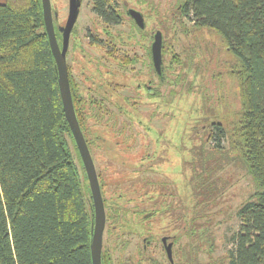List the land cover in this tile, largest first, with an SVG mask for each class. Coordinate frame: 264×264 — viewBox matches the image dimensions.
Instances as JSON below:
<instances>
[{
  "label": "trees",
  "instance_id": "obj_1",
  "mask_svg": "<svg viewBox=\"0 0 264 264\" xmlns=\"http://www.w3.org/2000/svg\"><path fill=\"white\" fill-rule=\"evenodd\" d=\"M96 5L107 23H121L122 10L109 7L106 0H96ZM177 9L185 28V18L192 22L186 30L220 37L215 61L202 53L204 60L198 67L215 64L210 69L219 105L227 102L223 92L228 80L237 86L240 108L227 129L230 148L248 162L249 172L262 186L238 210L241 224L228 264H264V0H179ZM57 36L62 44V33ZM90 36L92 44L104 46L125 67L140 60L138 54L119 55L112 34L105 40ZM86 51L82 49V57L89 54ZM224 53L227 58L221 60ZM149 54L152 58L151 47ZM68 67L77 117L97 166L92 147L99 146L102 138L99 127L110 129L115 138L129 124L121 123L118 102L101 96V87L92 80L90 88L100 98L86 97ZM82 69L83 79L96 77L88 72L83 76ZM157 75L164 80V75ZM213 126L208 137H215L220 145L226 128L221 122ZM137 141V164L118 172L108 165L105 176L98 173L111 237L103 248V264H165L147 250L154 240L162 241L154 219L162 218L165 206L171 205L166 202V190L159 188L161 180L139 177L157 165L156 159L152 163L154 139ZM93 224L89 180L66 118L42 0H6L0 3V264H93ZM125 234H137L143 242L128 256L125 249L130 239ZM169 238L174 248L179 235ZM117 247L120 253L115 256ZM181 251L178 264H204L198 261L199 251L196 261L186 260L185 244ZM167 260L177 264L174 256L171 261L167 254Z\"/></svg>",
  "mask_w": 264,
  "mask_h": 264
},
{
  "label": "rangeland",
  "instance_id": "obj_2",
  "mask_svg": "<svg viewBox=\"0 0 264 264\" xmlns=\"http://www.w3.org/2000/svg\"><path fill=\"white\" fill-rule=\"evenodd\" d=\"M118 2L124 14L126 7L144 12L147 28L141 31L126 14L121 23L107 27L93 10L92 0H83L75 24L77 28L71 35L67 51V62L84 95L100 98L88 81L96 82L101 87V96L118 102L123 112L119 114L121 123L129 124L126 132H120L115 138L110 129L99 127L102 138L98 137L99 146L92 147L97 171L105 176L104 168L108 165L117 172L126 169V165L134 166L139 161L137 140L154 139L151 144L154 143L156 155L154 159L152 157V163L156 159L157 165L143 171L139 177L161 180L164 185L159 188L166 190V202L171 205L165 206L162 218L154 219L155 231L160 233L159 237L179 235L173 248L177 264L184 244L188 248L184 255L186 260L196 261L195 254L199 251L201 263L213 264L216 260L217 264H228L236 248L235 234L241 224L238 210L262 186L249 172L248 162L235 154L229 144L227 129L240 108L237 86L228 80L223 92L227 102L219 105L210 69L215 68V64L211 63V67L199 64L198 67L204 60L202 53L213 56L215 61V53L221 46L220 37L208 31L197 34L191 28L186 30L192 22L185 18L187 27L182 25L177 9L179 0ZM68 5L69 0H52L54 13L59 12L55 21L58 33H62L60 27L66 22ZM106 28L115 38L119 55L126 52L140 56L136 64L125 67L109 56L104 46L91 43L90 33L105 40ZM156 29L163 32L164 80L158 77L149 54ZM83 48L89 54L82 57ZM224 58H227L226 53L222 54L221 60ZM80 68H84L83 76L88 72L89 76L94 73L96 77L83 79ZM117 83L125 86H115ZM214 122H221L226 128L220 145L215 137H208L215 129ZM158 200L163 202V197ZM108 227L107 222L104 245L111 240ZM123 237L130 239L125 256L143 246L137 234ZM147 251L168 264L166 249L159 239L154 240ZM119 253L117 247L115 256Z\"/></svg>",
  "mask_w": 264,
  "mask_h": 264
},
{
  "label": "water",
  "instance_id": "obj_3",
  "mask_svg": "<svg viewBox=\"0 0 264 264\" xmlns=\"http://www.w3.org/2000/svg\"><path fill=\"white\" fill-rule=\"evenodd\" d=\"M81 2L82 0H69L68 18L66 23L60 27L63 36L62 44H60L55 25V16L57 15V13H54L53 11L52 0H42L45 28L58 67L59 86L63 99L66 118L68 120L76 145L81 155L91 190L94 209V224L91 241L92 260L93 264H103L102 252L104 245V233L107 224L106 205L101 183L99 180L96 162L77 117L67 62V51L70 44V38L73 28L78 20ZM128 13L141 28L145 27V18L140 10L130 8ZM163 45V32L161 30H157L155 32L154 39L151 45V53L154 67L160 76H162L163 74ZM162 241L165 244L169 258L171 259V261H173V242H168L167 236H164L162 238Z\"/></svg>",
  "mask_w": 264,
  "mask_h": 264
},
{
  "label": "flooded vegetation",
  "instance_id": "obj_4",
  "mask_svg": "<svg viewBox=\"0 0 264 264\" xmlns=\"http://www.w3.org/2000/svg\"><path fill=\"white\" fill-rule=\"evenodd\" d=\"M92 3H93V10L95 11V13L98 15V13L96 12V10H95V8H96V0H92ZM106 3H107V5L110 7H112L113 9H117V10H122L121 9V7H120V4H119V2H118V0H106ZM82 4H83V0H82V2H81V6H80V10H81V7H82ZM125 6V3H123V7ZM125 8V7H124ZM126 10H125V14L126 15H128L130 18H131V20L133 21V23L136 25V26H138V28H140V29H146L147 28V22H148V20H147V18H146V15H145V13L144 12H142L143 13V15H144V18H145V27L144 28H141L137 23H136V21L129 15V13H128V11H129V7H126L125 8ZM56 13H57V15L55 16V21H56V19H58V17H59V12L58 11H56ZM68 14H69V5H68V12H67V18H68ZM99 16V15H98ZM100 17V16H99ZM126 16L123 14V19H121V22L124 20V18H125ZM103 21H104V23H106V25H107V27L109 26V25H112V24H109V23H107L106 21H105V19L104 18H102V17H100ZM66 21H67V19H66ZM66 23V22H65ZM114 25H116V24H114ZM77 27H75L74 26V28H73V31H72V34L74 33V31H75V29H76ZM158 29V28H157ZM157 29H156V31H157ZM57 31V30H56ZM155 31V32H156ZM106 34H111L109 31H108V28H106ZM155 32H154V34H153V38H154V35H155ZM71 34V35H72ZM164 237V236H163ZM162 237V238H163ZM168 237V236H167ZM168 242H172V241H170V238L168 237ZM162 244H163V246L165 247V244L163 243V241H162ZM165 249H166V247H165ZM167 252V251H166Z\"/></svg>",
  "mask_w": 264,
  "mask_h": 264
},
{
  "label": "crops",
  "instance_id": "obj_5",
  "mask_svg": "<svg viewBox=\"0 0 264 264\" xmlns=\"http://www.w3.org/2000/svg\"><path fill=\"white\" fill-rule=\"evenodd\" d=\"M6 0H0V3H4Z\"/></svg>",
  "mask_w": 264,
  "mask_h": 264
}]
</instances>
